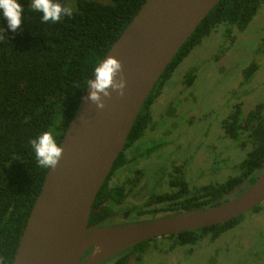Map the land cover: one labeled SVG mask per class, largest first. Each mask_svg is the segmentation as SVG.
<instances>
[{"label":"trees","instance_id":"trees-1","mask_svg":"<svg viewBox=\"0 0 264 264\" xmlns=\"http://www.w3.org/2000/svg\"><path fill=\"white\" fill-rule=\"evenodd\" d=\"M144 0H76L72 17L57 23H42L41 13L33 12L29 0H21L25 8L22 25L15 31L7 28L0 17V264H10L16 252L31 207L40 192L47 169L41 168L29 143L44 131H51L58 143L84 93L93 65L103 58ZM263 0H218L187 37L164 68L145 98L124 146L142 137L152 124L149 105L170 78L177 65L200 40L218 25L246 28ZM63 5L65 0H59ZM229 28V27H227ZM230 30L228 33L230 34ZM253 66L246 71L250 74ZM186 82L193 75L185 77ZM236 116L232 124L224 120L226 133L237 138ZM256 131V153L264 146V104H257L246 116ZM234 125V130L232 126ZM122 151L111 168L119 162ZM260 156V155H259ZM257 160L247 157L241 162L246 173L255 168ZM243 173L219 183L215 195L231 188ZM104 183L92 204L100 195ZM258 205L254 206L257 210ZM241 215L227 221L186 230L175 237L178 245H192L209 236L214 239L239 222ZM148 240L131 249L143 251ZM126 252V251H125ZM127 254L117 255L112 264H130ZM141 261V259H140Z\"/></svg>","mask_w":264,"mask_h":264},{"label":"water","instance_id":"water-1","mask_svg":"<svg viewBox=\"0 0 264 264\" xmlns=\"http://www.w3.org/2000/svg\"><path fill=\"white\" fill-rule=\"evenodd\" d=\"M217 1H143L103 56L120 60L124 94L112 92L98 108L86 99L85 89L61 139L59 163L44 175L10 264H101L152 237L218 224L264 200L263 170L241 193L225 199L238 185L209 207L114 227L87 226L94 197L145 98ZM89 248L92 251L82 258Z\"/></svg>","mask_w":264,"mask_h":264},{"label":"rangeland","instance_id":"rangeland-1","mask_svg":"<svg viewBox=\"0 0 264 264\" xmlns=\"http://www.w3.org/2000/svg\"><path fill=\"white\" fill-rule=\"evenodd\" d=\"M29 5L31 7V0ZM64 6L75 10L76 0H65ZM228 30L238 36L231 40ZM252 62L255 68L246 75L245 70ZM190 71L195 74L193 82L182 84L184 74ZM237 104L241 105L242 114L257 104H264V0L246 28L239 30L233 25L220 24L204 36L177 65L152 103V123L157 126L165 123L162 115L169 108L168 115L173 117L167 123L171 126L176 122L173 129H177L175 135L179 139L173 143L166 140V143L160 137L156 141L141 138L134 146H164L160 153L163 157L174 145L214 144L218 146L219 159L238 163L244 157V150L233 140L221 141L223 138L219 137L217 141L224 146L213 142L216 136L211 140L213 135L223 131L220 120ZM207 131L206 137L201 136ZM189 153V148L185 149L183 158H189ZM160 163V159L149 158L146 167L156 169ZM228 174L227 170L220 171L218 176L211 175V179L221 181ZM152 245L147 244L149 253ZM148 255L139 264H264V200L257 211L243 213L237 224L209 242L202 240L194 246H179L177 251L166 252L154 262L151 258L155 255Z\"/></svg>","mask_w":264,"mask_h":264},{"label":"flooded vegetation","instance_id":"flooded-vegetation-1","mask_svg":"<svg viewBox=\"0 0 264 264\" xmlns=\"http://www.w3.org/2000/svg\"><path fill=\"white\" fill-rule=\"evenodd\" d=\"M237 36L238 35L235 36L230 32L229 37L231 40H234ZM250 66H253L251 69V71H253L255 68L254 63H250L248 68ZM248 68H246L245 73ZM193 71L184 74L185 76L183 77L182 84H189L193 82L195 77ZM187 75H193V80L188 83L185 80ZM186 87H188V85H186ZM161 90L150 103L149 112L152 110L151 105L158 97ZM237 108L239 109V116H236L237 121L235 122V128L238 132V136L235 138L226 133L224 120H227L229 124H232L235 119V112ZM168 110L162 115L165 123L162 122L159 126H157V124L150 123L145 130L146 134H143L142 137L137 139L130 146H123L121 150L122 156L119 158V162L110 169L104 179V187L102 188L99 197L91 206L87 221L88 227L93 226L94 224L101 227H114L158 219L209 207L215 204V201L220 196L224 195L238 185L241 186L234 192L230 193V195L225 199L232 198L241 193L249 185H251L264 170V146H262L259 154H255L258 146H256V139L252 133H254L257 129L254 128L255 123L251 120H248L250 127L247 125L246 116L250 110L242 114L240 104H237L235 107L233 106V109H230L231 111L220 120L223 131L213 135L211 138L212 140L216 136V141L214 140L213 142L215 144L220 143V146H224L221 141L229 138L235 142L236 146H239L241 150H244V157L238 163H230V160H226L224 158L219 159V150L217 149L218 146H213L214 144L209 146L174 145L171 146L170 150H168L163 157H160V153L164 149V146H134L141 138H148L156 141L160 137L164 138L166 143L167 141L173 143L179 139L175 135L177 134V129H173L176 122L174 121L171 126L167 123L168 120L173 117L168 115V113H170ZM232 128L234 130V125ZM261 131H264V129H261ZM208 133L209 131L201 134V136L206 137ZM179 134L183 135L181 131ZM219 137H222L223 139L221 141H217ZM262 138L264 139V135H262ZM227 146H230L229 143ZM184 148H189V158H183V152H185ZM262 153L263 158L259 161V163H256L253 170L246 173V170H244L241 166V162L247 157L257 160L262 156ZM149 158L160 159L162 163H160L156 169L154 167L149 170L146 167V163ZM224 170L229 172L224 179L221 181L211 179V175L218 176L220 171L224 172ZM241 173H243L244 176L239 182L223 193L214 196L216 192L214 189L219 183H222ZM259 204H257L258 208ZM253 208L254 207L250 210H258V208L257 210H254ZM181 232L148 239L147 244H153L149 249L150 253L148 252L147 244L145 245L143 251H141V249H131L133 248L132 246L109 257L101 264H112L118 259V257H116L117 255L127 254L128 251L130 252V256L128 258V262L130 264L131 262L139 264L142 260H144V256L147 254H149L148 256H153L154 254L155 258H151V261H157V259L166 252L172 250L177 251L179 246L185 245H178L175 243V236ZM202 240L209 242L213 239H210L209 236H205L199 239L196 244L202 242ZM92 249L93 248H89L86 250L82 258L87 255V253L92 251Z\"/></svg>","mask_w":264,"mask_h":264},{"label":"clouds","instance_id":"clouds-1","mask_svg":"<svg viewBox=\"0 0 264 264\" xmlns=\"http://www.w3.org/2000/svg\"><path fill=\"white\" fill-rule=\"evenodd\" d=\"M31 10L41 13L42 23H57L74 14L73 8L64 6L59 0H31ZM24 14L25 8L21 0H0V17L6 19L9 30L15 31L21 27ZM3 31L0 28V35ZM125 87L126 80L120 60L115 56L99 58L87 80L86 99L94 102L98 108H103L104 98L109 97L112 92L123 95ZM29 143L41 168L53 169L57 166L62 155V145L51 131L38 134Z\"/></svg>","mask_w":264,"mask_h":264}]
</instances>
